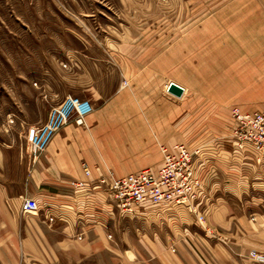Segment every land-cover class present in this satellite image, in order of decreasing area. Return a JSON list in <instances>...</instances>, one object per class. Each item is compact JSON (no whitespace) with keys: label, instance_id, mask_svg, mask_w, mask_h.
<instances>
[{"label":"crops","instance_id":"1","mask_svg":"<svg viewBox=\"0 0 264 264\" xmlns=\"http://www.w3.org/2000/svg\"><path fill=\"white\" fill-rule=\"evenodd\" d=\"M215 2L168 12L145 7L137 32L119 30L105 39L104 59L88 57L91 64L76 77L88 78L89 93L113 97L99 105L90 98L86 125L63 126L33 172L12 177L0 166V264H264L248 255L264 253V155L230 136L233 120L224 110L230 98L241 99L239 88L209 81L210 70L220 71L216 78L240 77L241 47H249L248 67L256 71L257 51L264 55V0ZM230 46L229 76L223 62ZM101 60L105 78L127 85L118 89L114 80L103 88ZM170 81L185 88L180 97L166 91ZM262 99L240 109L264 110ZM176 142L203 150L197 202L203 222L170 202L114 211L101 190L89 187L108 171L122 176L158 167L160 146ZM73 179L85 188L76 190ZM24 198L37 208H23Z\"/></svg>","mask_w":264,"mask_h":264},{"label":"rangeland","instance_id":"2","mask_svg":"<svg viewBox=\"0 0 264 264\" xmlns=\"http://www.w3.org/2000/svg\"><path fill=\"white\" fill-rule=\"evenodd\" d=\"M214 2L215 0H0V166H7L11 176L18 177L21 172H33L40 165L38 159L45 153L50 142L33 161L28 155L27 127L43 123L51 107L59 104L66 95L71 94L88 101L91 98L96 105L106 99L111 100V94L89 93L88 78H77L76 72L88 68L91 64L88 60L90 55L96 53L98 58L104 59L106 38L109 41L119 37V30L128 26L134 33L137 32L146 20L141 13L143 8L159 6L168 12L175 8L179 11L184 6L209 7L216 5ZM232 49V46L225 47L226 61L223 62L229 76L233 75L235 65L228 61L232 57ZM249 52V47H241L239 78H216L220 71L209 72L213 76L215 74L209 81H219L218 85L225 81L227 89L239 88L237 91H240L241 99L230 98L231 101L224 110L226 119L234 120V108L244 112L262 110L240 109L251 98L256 97L258 101L264 98V55L257 51L260 56L254 58L255 71L248 67ZM96 67L102 72V77L97 80L103 88L105 84L107 88L108 85L110 87L114 80L118 81V89L127 85L124 78H105L103 60L96 62ZM101 112L104 110L98 111ZM117 112L113 111L114 114ZM184 144L188 145L186 142ZM162 146L165 145H161L160 150ZM112 161L119 167L122 164L121 159L115 157ZM103 168L110 169L106 166ZM36 186L33 185V191ZM107 202L111 201L107 199ZM179 206L187 209L183 204ZM112 207L114 211H118L114 204ZM191 211L197 213V207L195 211ZM207 232L212 231L210 229ZM257 253L264 255L262 252Z\"/></svg>","mask_w":264,"mask_h":264},{"label":"built area","instance_id":"3","mask_svg":"<svg viewBox=\"0 0 264 264\" xmlns=\"http://www.w3.org/2000/svg\"><path fill=\"white\" fill-rule=\"evenodd\" d=\"M169 84L166 91L178 96L169 90ZM179 86L182 88L180 96L184 90ZM92 110L93 107L87 99L66 95L59 104L51 107L43 123L28 125L29 157L35 161L57 130L70 121L85 123V117ZM233 119L230 136L236 143L239 146L250 144L258 153L264 155V110L244 112L234 108ZM161 150L162 159L158 167H148L122 176H115L108 171L107 174L97 177L89 187L92 191L101 190L104 198L109 199L123 213L132 212L144 203L159 205L166 202L183 204L195 211L202 193L199 169L204 161L200 146L176 142L170 147L162 146ZM82 169L86 176L90 175V169L85 162L82 163ZM70 182L76 190L86 186L81 179ZM37 206L33 198H24L22 203V207L28 210L36 209ZM197 219L203 222V213H197ZM206 230L210 231L209 228ZM248 254L254 260H264V255L255 250Z\"/></svg>","mask_w":264,"mask_h":264},{"label":"water","instance_id":"4","mask_svg":"<svg viewBox=\"0 0 264 264\" xmlns=\"http://www.w3.org/2000/svg\"><path fill=\"white\" fill-rule=\"evenodd\" d=\"M169 90H170L171 92H173V93L179 95V94L181 93V91H182V88H181L178 84H176V83H174V82H171V83L169 84Z\"/></svg>","mask_w":264,"mask_h":264},{"label":"bare ground","instance_id":"5","mask_svg":"<svg viewBox=\"0 0 264 264\" xmlns=\"http://www.w3.org/2000/svg\"><path fill=\"white\" fill-rule=\"evenodd\" d=\"M121 86V85H120Z\"/></svg>","mask_w":264,"mask_h":264}]
</instances>
